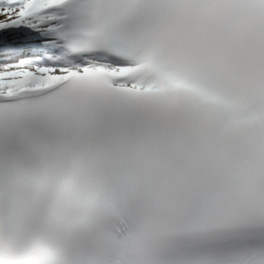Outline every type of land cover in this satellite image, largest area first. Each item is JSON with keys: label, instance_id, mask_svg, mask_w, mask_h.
<instances>
[{"label": "snow or ice", "instance_id": "obj_1", "mask_svg": "<svg viewBox=\"0 0 264 264\" xmlns=\"http://www.w3.org/2000/svg\"><path fill=\"white\" fill-rule=\"evenodd\" d=\"M0 264H264V0H0Z\"/></svg>", "mask_w": 264, "mask_h": 264}]
</instances>
